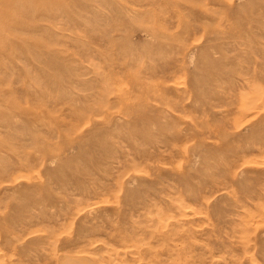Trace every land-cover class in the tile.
<instances>
[{
    "label": "rangeland",
    "instance_id": "rangeland-1",
    "mask_svg": "<svg viewBox=\"0 0 264 264\" xmlns=\"http://www.w3.org/2000/svg\"><path fill=\"white\" fill-rule=\"evenodd\" d=\"M0 264H264V0H0Z\"/></svg>",
    "mask_w": 264,
    "mask_h": 264
}]
</instances>
